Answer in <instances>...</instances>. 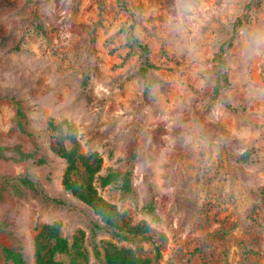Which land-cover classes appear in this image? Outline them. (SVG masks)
<instances>
[{
  "label": "rangeland",
  "instance_id": "1",
  "mask_svg": "<svg viewBox=\"0 0 264 264\" xmlns=\"http://www.w3.org/2000/svg\"><path fill=\"white\" fill-rule=\"evenodd\" d=\"M194 3L178 29L176 0H0V264H16L4 246L36 264V236L54 223L89 264L122 248L152 264H264V0ZM131 24L148 54L128 47ZM64 121L102 158L98 194L155 241L97 229L101 216L65 189ZM110 170L130 172L131 192L100 185ZM24 174L67 205L1 178Z\"/></svg>",
  "mask_w": 264,
  "mask_h": 264
},
{
  "label": "trees",
  "instance_id": "2",
  "mask_svg": "<svg viewBox=\"0 0 264 264\" xmlns=\"http://www.w3.org/2000/svg\"><path fill=\"white\" fill-rule=\"evenodd\" d=\"M246 21L238 19L236 25H241ZM134 24L122 27L121 31L128 33V47L135 49L138 47L145 54L150 52L148 45L141 42L138 36L133 32ZM231 44V41H230ZM214 62L216 67L220 68V76L216 79V94L219 93L223 84H228V77L223 70L225 66L224 49L217 53ZM147 67H143L145 71L152 66L149 61L146 62ZM18 105V124L22 132L27 133L24 124V114L21 110L20 103ZM59 132H66L65 138L69 141L67 145L64 139L59 144L58 153L64 158L67 167L63 176V185L66 190L70 191L75 197L92 207L101 216L103 224H97L99 230L108 229L119 239L130 240L142 236L145 240L155 241L154 235L151 234V229L146 224L130 226L123 218V215L118 211L116 206L108 203L103 197L98 194L94 185L95 175L102 166V158L97 152L89 155L83 154L80 151V142L73 133L72 125L64 121L55 126ZM254 151L248 150L241 156L243 162H248ZM30 156L29 153L20 151V158L26 159ZM43 163V160L38 161ZM4 183L15 182L24 188L31 191L36 197L40 198L45 203H52L58 206L67 205L66 201L53 197L44 190L41 184L34 180L29 174L19 175L17 177H1ZM98 181L101 186L105 187L109 184L120 183L124 192L129 193L132 190V181L130 172L121 173L116 170H110L105 175L98 176ZM153 209H151L152 211ZM160 251L159 246L157 247ZM4 256L8 260H12L16 264H26V259L22 251L4 246L2 248ZM99 251L96 256H99ZM59 256L69 257V262L61 260ZM35 262L36 264H89L88 255L81 250L80 246L70 245L68 240L61 234L60 225L57 223L46 225L35 239ZM105 264H152V262L136 254L132 249H113L108 250L104 258Z\"/></svg>",
  "mask_w": 264,
  "mask_h": 264
},
{
  "label": "clouds",
  "instance_id": "3",
  "mask_svg": "<svg viewBox=\"0 0 264 264\" xmlns=\"http://www.w3.org/2000/svg\"><path fill=\"white\" fill-rule=\"evenodd\" d=\"M177 8V28L183 24L186 15L193 14L196 10L194 0H176ZM254 43L257 46L264 45V34H257L254 37Z\"/></svg>",
  "mask_w": 264,
  "mask_h": 264
}]
</instances>
